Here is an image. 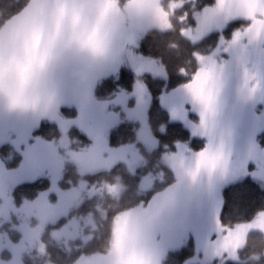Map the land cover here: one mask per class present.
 I'll return each instance as SVG.
<instances>
[{
	"label": "snow or ice",
	"instance_id": "obj_1",
	"mask_svg": "<svg viewBox=\"0 0 264 264\" xmlns=\"http://www.w3.org/2000/svg\"><path fill=\"white\" fill-rule=\"evenodd\" d=\"M169 9L176 16L174 27L166 12L158 9L157 17L162 29L173 28L175 38L167 46L175 49L170 54L179 61L176 71L182 79L161 96V103L173 119L184 121L192 135L202 139V146L194 150L188 143L177 142L175 151L165 145L163 152H157L159 142L147 119L151 94L142 76L150 73L167 79L168 65L162 56L135 52L139 45L129 41L107 70L114 72L127 62L136 73L133 91L121 90L111 101L123 106L128 119L140 121L134 141L109 146L108 131L120 120L119 113L108 109L109 102L94 104L66 96L63 103L78 105L75 118H65L56 107L0 118V140L11 139L18 151L21 144L25 146L17 169L9 171L0 161V264H26V257L31 264H109L112 254L104 253L106 223L112 218L131 238H143L145 246L166 254L165 264L169 249L183 243L193 221L206 209L212 222L197 232L196 254L185 264H226L229 260L239 264L250 251L264 248L259 236L264 233V210L250 220L225 223L221 219L224 201L218 195L222 184L238 177L251 175L264 183V146L256 139L264 129V112H255L256 104L264 103V0H214L202 8L197 7V0H181L179 5L170 0ZM234 20L244 23L226 38L223 28ZM214 30L221 33L215 46L199 47ZM129 96L135 97L131 108ZM190 112L197 119H190ZM42 116L56 122L61 134L51 141L37 136L30 143L31 130ZM72 125L88 135L89 146L71 147L67 133ZM68 162L89 165L94 171L79 175L75 184L69 181L72 186L62 190L57 181ZM250 162L255 165L251 170ZM45 170L52 181L48 191L17 206L13 186ZM117 174L128 191L121 200L109 202L102 223L94 206L111 185L101 177ZM52 191L58 196L54 203L48 199ZM242 237L249 238L247 247L241 248Z\"/></svg>",
	"mask_w": 264,
	"mask_h": 264
},
{
	"label": "clouds",
	"instance_id": "obj_2",
	"mask_svg": "<svg viewBox=\"0 0 264 264\" xmlns=\"http://www.w3.org/2000/svg\"><path fill=\"white\" fill-rule=\"evenodd\" d=\"M170 0H0V118L42 113L60 108L64 97L102 104L94 95L113 57L129 41L136 45L146 36L174 39L173 28L162 29L157 10L167 13L174 27ZM177 5L181 0H176ZM247 20V17H241ZM42 118H47L42 116ZM72 143L76 141L70 139ZM145 164L147 160L145 159ZM77 175L92 174L89 165L76 163ZM111 190L97 198L94 210L103 223L109 202L121 200L128 191L122 177H101ZM136 195H140L139 192ZM96 218V217H94ZM105 255L109 264H163L166 254L133 239L115 218L106 223ZM264 241V233H259ZM248 237L241 238V248ZM264 248L250 251L239 264H262Z\"/></svg>",
	"mask_w": 264,
	"mask_h": 264
},
{
	"label": "trees",
	"instance_id": "obj_3",
	"mask_svg": "<svg viewBox=\"0 0 264 264\" xmlns=\"http://www.w3.org/2000/svg\"><path fill=\"white\" fill-rule=\"evenodd\" d=\"M213 2L214 0H197V7L202 8ZM238 25V21L230 23L224 30L225 35L229 37L233 29ZM217 41L218 32H211L199 44V47L208 50L210 46L214 47ZM138 51L144 56H162L164 62L168 65L169 75L167 79L153 77L151 74H144L142 76V79L147 84L148 90L151 94L147 118L153 134L157 137L159 142L157 152H163L165 150V145H167L168 148L173 149L175 143L179 141L188 142L192 148H199L202 146V139L190 136L188 130L181 123L170 121L166 110L161 107L158 100L159 95L163 90L176 87L181 82L182 78L176 71L179 61L165 50L163 38L159 36L155 38L152 35L144 37L139 42ZM133 80L134 74L130 68L123 66L116 77L109 76L101 79L100 83L95 87V97L98 99L109 98L120 87L131 89ZM61 113L74 115L76 109L74 107H61ZM162 125L164 127L163 132L160 131ZM34 132L45 138H54L59 135L57 125L47 120H43ZM69 134L71 139L76 141L71 144L74 149H78L81 146L83 147L90 141V139L77 127H72ZM135 138L136 123L129 120L121 121L108 132V142L111 146L130 143L134 141ZM8 158H11L10 161L7 160ZM0 159L7 166H17L20 163L21 156L18 152L12 149L11 145L3 144L0 146ZM100 175H102V173ZM77 178L78 175L76 173L75 164L71 162L66 163L62 179L60 180L61 186L68 187L71 185L69 181L73 184L77 181ZM93 178L94 177H89V179ZM125 179L129 183L134 182L127 176H125ZM49 184V179L46 176L38 177L32 181L18 183L12 189L15 203L20 204L25 199L36 197L39 192L48 188ZM222 197L224 207L221 213V219L225 223L247 221L253 218L257 212L264 210V183L246 176L239 181L224 187L222 190ZM253 235L256 234L253 233ZM14 238H18V236ZM52 251L53 258H55V249ZM193 253V242L189 239L178 249L168 252V258L165 261V264H184L185 260L190 258ZM246 254L247 251L241 253L242 256ZM25 259L26 264H31V261L28 260L27 257ZM226 264H235V262L229 260ZM262 264H264V261H262Z\"/></svg>",
	"mask_w": 264,
	"mask_h": 264
},
{
	"label": "rangeland",
	"instance_id": "obj_4",
	"mask_svg": "<svg viewBox=\"0 0 264 264\" xmlns=\"http://www.w3.org/2000/svg\"><path fill=\"white\" fill-rule=\"evenodd\" d=\"M213 3H214V2H213ZM213 3H212V4H213ZM212 4H208V5H212ZM208 5H205V6H208ZM236 21L239 22V25H238L237 27H235V29L238 28V27H240V26L244 23V21H242V20H234V21H232V22H236ZM232 22H230V23H232ZM230 23H229V24H230ZM229 24H228V25H229ZM228 25H226V26L223 28V35H224L226 38H231L232 33H231V35H230L229 37H227V36L225 35V33H224V30L228 27ZM235 29H233V31H234ZM233 31H232V32H233ZM212 32H218V39H219V36H220L221 33H220L219 31H215V30L212 31ZM210 33H211V32H210ZM134 51L137 52V53H139V54H141V53L138 51V47L135 48ZM123 66H127V67H129L130 70L132 71V73L134 74V80H133V83H132V87H131V89H126V88H122V87H120L118 90H116V91L113 93V95H112L111 97H109V98H104V99H98V98H96V99L99 100V101H106V102H109L108 105H107L108 109H109L110 111H114V112L119 113V115H120V120H119L115 125H113L112 127L116 126L117 124H119V123H120L121 121H123V120H129V121H132V122H135V123H136V132H137V130L141 127L140 121H138V120H133V119H128L127 116H126V113L123 111V106H122V105H120V104H115V103H111V101H114V100H115L116 96L121 92V90H123V91H125V92H127V93H131V92L133 91V89H134V84H135V81H136V79H137V77H136V73L134 72V70L132 69V67H131L127 62H123V63H120V64H119V66H118V68H117L116 71H114V72H113V71H109V74H108L107 76L103 77V78H107V77H109V76H114V77H116V76L118 75L120 69H121ZM145 74H150V73H145ZM103 78H102V79H103ZM160 78H162V77H160ZM162 79H164V78H162ZM176 87H177V86H176ZM176 87L170 88V89H168V90H166V89L163 90L162 93L159 95V98H158V100H159V104L161 105V107H162L163 109L166 110V112H167V114H168V117H169V120H170V121H177V122L181 123V124H182V125L188 130L190 136H193V135H192V132H191V129L185 124V122L182 121V120H180V119H173V118L171 117V115H170V112H169L168 107H166L164 104L161 103V96H162L164 93H166V92H170L172 89H174V88H176ZM94 90H95V89H94ZM94 95H95V94H94ZM149 104H150V103H149ZM127 106H128L129 108L135 106V97H134V96H129L128 101H127ZM61 107H70V108H71V107H74V108L76 109V113H75L74 115L63 114V113H61ZM148 108H149V107H148ZM59 111H60V113H61L65 118H75V117L78 115L79 108H78L77 103L66 101V102H64L63 104H61V106H60V108H59ZM147 112H148V109H147ZM255 112H256L257 115H258L259 113H261V112H264V103H258V104H256V106H255ZM189 118L192 119V120H195V119H197V116H196L195 113L190 112V113H189ZM147 119H148V118H147ZM43 120L50 121V120H48L47 118H42V119L40 120L38 126L40 125V123H41ZM50 122H53V123H55V124L57 125V123L54 122V121H50ZM38 126H37V127H38ZM37 127L33 128V129L31 130V137H30V140H29L30 143H31V142H34V138L37 137V136L43 138L44 140H48V141H51V140L53 139V138H45V137L40 136L39 134H36L34 131L37 129ZM72 127H77L81 132H83L78 126H76V125H72V126L69 128L68 133H67V135L69 136L70 139H71V136H70V134H69V131H70V129H71ZM112 127H111V128H112ZM57 128H58V131H59V135H58L57 137H54V138H58V137L60 136V134H61L58 125H57ZM111 128H110V129H111ZM110 129H109V130H110ZM108 132H109V131H108ZM83 133H84V132H83ZM84 134L88 137V135H87L86 133H84ZM9 136H10L11 138H14V137H15V133H14V132H10V133H9ZM154 136H155V135H154ZM155 137H156V136H155ZM193 137H196V136H193ZM88 138H89V137H88ZM156 138H157V137H156ZM197 138H199V137H197ZM89 139H90V138H89ZM256 139H257V141L261 144V146H264V129H262L260 132L257 133V135H256ZM78 141H80V140H78ZM179 142H180V143H188V142H185V141H179ZM91 143H92V141H91V139H90L89 143H88L87 145L83 146V147H87V146H89ZM3 144H9V145H11L12 149L15 150L16 152H18V153L20 154L21 159H20V163H19V165H17V166H7V165H6L1 159H0V161L3 162L5 168H6L7 170H9V171H12V170L17 169V168L20 166V164H21V162L23 161V159H24V157H23V153H22V149H23L25 146H24L23 144H21V146H20V147H21V151H18V150L16 149V147L11 143V139L0 140V146L3 145ZM126 144H127V143H126ZM188 144H189V143H188ZM109 146H110V147H119L120 145H119V146H111V145H109ZM189 146H190V145H189ZM71 147H72V146H71ZM83 147L81 146L80 148H83ZM190 147H191V146H190ZM72 148H73V147H72ZM175 148H176V143H175L174 148L171 149V150L175 151ZM73 149H74V148H73ZM78 149H79V148H78ZM193 149L196 150V149H198V148H193ZM61 151H63V150L61 149ZM10 159H11V158H8L7 160L10 161ZM8 161H7V162H8ZM254 167H255V165L252 164V163L250 162V164H249V169L251 170V169H253ZM41 176H46V177H48V179H49L50 184H49L48 188H46L45 190H42V191H41V192H47L48 189L51 187V183H52V181H51V176L48 174L47 170H45V172H44L43 174L37 175V176H35V177L32 178V179H22V180H20L19 182H17L15 185H17L18 183H21V182L32 181V180H34V179H36V178H38V177H41ZM62 176H63V174H62ZM62 176H61V178L57 181V185H58V187H60L62 190H67V189L70 188L72 185H70V186H68V187H62L61 184H60V180L62 179ZM246 176L253 178L251 175H246ZM246 176L238 177V178L235 179V180H229V181H227L226 183L222 184V185L220 186L219 190H218V195L222 197V190H223L224 187H226L227 185H229V184H231V183H234V182H236V181H239L240 179H242V178H244V177H246ZM78 178H79V177H78ZM78 178H77V180H78ZM253 179H255V178H253ZM255 180H257V179H255ZM257 181H258V180H257ZM76 182H77V181H76ZM76 182H75V183H76ZM75 183H73V184H75ZM15 185H14V186H15ZM14 186H13V187H14ZM12 189H13V188H12ZM41 192H39V194H38L36 197H34V198H32V199H27V200H29V201H31V200H35V199L40 195ZM222 198H223V197H222ZM48 199H49L51 202L54 203V202L58 199L57 193H56L55 191L48 192ZM22 203H23V202H22ZM22 203H20V204H22ZM20 204H17V206H19ZM211 222H212V221H211V213H210L209 210L206 209V210H204V211L199 215V217H198L197 219H195V220L193 221V228H192V230H190V231L186 234V236L184 237V241H183V243H182L181 245H183L186 241H188L189 239H191L192 242H193V248H194V253H193V255L196 254V250H197V239H196V234H197V232H203V230H205L207 227L210 226ZM181 245H180V246H181ZM180 246H179V247H180ZM179 247L171 248V249H169V251H171V250H175V249H178ZM193 255H192V256H193ZM192 256H191V257H192ZM188 259H189V258H188ZM188 259H187V260H188ZM185 261H186V260H185ZM184 264H185V262H184ZM212 264H216V261H213Z\"/></svg>",
	"mask_w": 264,
	"mask_h": 264
}]
</instances>
